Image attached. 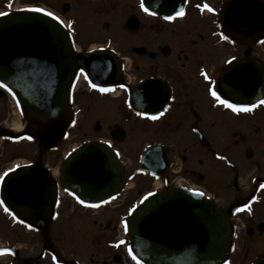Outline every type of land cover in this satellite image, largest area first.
Here are the masks:
<instances>
[{"label":"flooded vegetation","instance_id":"af4514ba","mask_svg":"<svg viewBox=\"0 0 264 264\" xmlns=\"http://www.w3.org/2000/svg\"><path fill=\"white\" fill-rule=\"evenodd\" d=\"M85 1L89 4L96 3L92 9L106 14L115 13L123 2ZM132 1L130 6L137 8L139 0ZM61 2L0 0V12L11 14L27 8H43L45 12H52L54 17L58 16L61 21H65V26L74 39L76 34L70 31L74 30L76 17L79 19L72 9L76 0ZM233 3L238 5L235 18L240 17L241 12L246 13L248 4H254L258 9L262 7L261 0H186L184 15L166 22L167 46L149 48V44L145 42L138 45L146 48L153 56L148 53L135 56L137 59L146 60L147 66L143 71L140 64H134L131 88L139 96L142 92L140 87L145 81L152 78L163 80L162 86L153 89L158 99L155 105L161 103L163 96L167 105L165 111L156 119L139 113L141 106L136 97L135 108L138 111L130 110L128 106L125 111L120 97L113 92L108 93L109 97L117 99L114 115L118 121L108 127L107 139L112 140L113 130L126 127L140 130V133H134L135 135L159 138L151 141L150 145L164 146L162 150L166 162L159 164L155 171L159 176L158 181L148 175H134L144 168L139 163L140 152L137 154L136 150L131 151L129 155L125 154L119 145L114 146L124 164L127 184L125 188L130 184L132 190L146 187L135 190L134 197L130 199L127 198L129 190H126L110 203L88 207L80 204L75 196L65 192L58 175L62 134L56 121L43 124L30 120L23 114L15 99L0 87V161H5L1 165L5 166L0 169V176L10 172L9 169L39 164L49 171L59 188L52 220L37 217L33 220L34 226L31 228L28 227L27 221L17 218L9 211L2 214L0 210V217L3 215L6 223L2 246L11 249V252H6L3 264H125L129 255L133 258L128 251V240L122 237L120 223L125 222L131 209L138 206L146 196L161 193V189L193 188L191 190L209 197L223 210L239 208L229 218L234 254L238 249L237 242L240 240L241 230L248 238L264 232V220L257 221L258 214L264 216V188L261 187L264 185V104L260 103L264 98L255 104L251 111L237 112L221 104L211 94L215 90L220 100H226L220 93L219 79L231 59L255 58L264 63V16L260 17L259 25L255 29L251 30L249 27L239 30L227 22V12ZM204 4L213 11L203 8ZM182 34L190 43L173 48L170 45L171 39ZM208 40L211 41V46L208 45ZM205 43L207 45H203ZM203 46L209 47L204 49ZM165 47L167 56L163 57L162 51ZM84 52L86 50L83 48L76 50V53ZM218 53L223 55V61L210 65L211 55ZM160 56L167 58V63L155 64L154 60ZM213 59L217 60V57L214 56ZM123 75L127 74L123 72ZM95 93L96 91L90 89L84 91L81 87H76L71 105H67L60 118L68 120L73 117L80 109L81 100L84 99L87 104ZM106 103L107 100L102 103L104 106L100 110V116L103 118L111 114L106 109ZM18 124L19 127H16ZM15 134L19 136L16 139ZM220 141L225 143L223 148L218 146L217 142ZM12 147L19 150L23 157H15L17 153L12 157H4V154L13 151ZM172 147L181 149V153L185 151L179 170L173 160ZM177 175L183 182L176 180ZM245 205H248V208H245ZM99 214L107 216L99 220ZM112 219L115 220L114 223H111ZM21 220L24 223H20ZM89 220L93 222L90 223ZM95 226L100 236L96 238L98 243L93 245L94 251L87 257L85 249L77 246L75 250L69 240L73 238L74 232L88 238L95 234ZM19 234L23 235V238ZM26 236L30 238L27 239ZM60 242L69 248L68 251L64 249V252L56 246ZM101 251L104 253L96 263L94 257L97 258L98 252ZM263 254L264 251L254 254L250 263L254 264Z\"/></svg>","mask_w":264,"mask_h":264},{"label":"water","instance_id":"95a60500","mask_svg":"<svg viewBox=\"0 0 264 264\" xmlns=\"http://www.w3.org/2000/svg\"><path fill=\"white\" fill-rule=\"evenodd\" d=\"M262 1L259 11L249 7L254 15L249 23H236L256 25L259 15L264 16ZM184 2L143 0L148 11L162 18L175 15ZM138 26L137 21L128 19L124 28L136 32ZM77 58L91 84L105 87L119 82L121 67L113 53L94 51ZM239 63L234 61L224 71L225 85L219 84L220 91L235 103H252L264 95V68L256 61L249 62L251 67ZM76 69L69 39L55 20L33 11L0 19V83L11 89L31 118L46 121L60 114ZM232 86L250 93L241 94ZM31 170L9 175L2 188L3 204L27 219L52 199L45 194L49 190L45 172L39 167ZM61 174L66 187L81 199L107 198L122 184V169L116 157L101 143L74 150ZM153 207L158 209L153 211ZM226 215L201 197L179 189L147 198L133 212L127 231L136 254L148 264H220L229 250ZM256 264H264V256Z\"/></svg>","mask_w":264,"mask_h":264},{"label":"rangeland","instance_id":"374dc122","mask_svg":"<svg viewBox=\"0 0 264 264\" xmlns=\"http://www.w3.org/2000/svg\"><path fill=\"white\" fill-rule=\"evenodd\" d=\"M60 3L61 0H60ZM132 4V0H123L119 9L115 13H98L97 9H92L93 6L96 4H89L85 0H76L74 6L72 7L75 10V14L79 17H76V24L74 27V33L76 34V45L83 49H91V48H99L105 47L110 48L111 50L117 51L119 55L124 58L123 62L126 64V74L131 75L133 80V66L134 64H140L143 71L146 70L145 67L147 66V61L144 59H137L134 54L131 52V48L138 46L141 42H145L149 44V48H156L159 46H167V24L163 23L162 21L156 20L155 18L149 15H142L141 10L137 11L136 8H132L130 6ZM102 10V9H101ZM130 15H136L140 21V30L137 34H128L123 28L122 25L126 21L127 17ZM190 40L185 37L183 34L180 36H175L171 39L170 45L173 48L181 46H185V44H189ZM203 45H207L206 43ZM208 45L211 46V41L208 40ZM175 46V47H174ZM209 46H203L206 49ZM221 59H219V57ZM215 54L211 55V61L209 62L210 65H214L216 63L219 64L223 61L222 54ZM216 56L217 60H214L213 57ZM226 56V54H225ZM172 62L173 59H172ZM191 62V60H189ZM155 64L160 63H167V58H156L154 60ZM119 93L120 91L117 90ZM86 96V95H85ZM122 99V97L120 98ZM85 101V100H84ZM117 100H108L106 103V109L111 112L108 114L107 118L102 119L98 117L94 111L101 108L100 100H97L95 97L92 99V102L87 104V108H83L82 114L79 118L75 119V125L71 127L70 130V139L66 141V150L70 149L72 146H77L83 143L86 140H96L105 138L108 136V127L112 126L113 124L117 123V118L114 117V109ZM104 106V105H103ZM63 118L60 120L62 121ZM16 121V120H15ZM98 122L100 124V130L94 131L93 126ZM112 128V127H111ZM140 133V130H135L133 128H126V136L125 139L121 143H117L119 147L125 154L131 155V151L135 150L138 152L140 148H142L146 143H150L154 140H159V138H151L146 135L141 134H134ZM187 142V138L185 139ZM219 148H223V142H217ZM13 148V147H12ZM10 151L4 154V157H12V155L17 153L15 157H23L19 150ZM32 150V149H31ZM32 154V152H28ZM171 153L173 155V160L176 162L177 170L181 167V157L185 156V151L181 153V149L173 148L171 149ZM180 155V156H179ZM204 158V157H203ZM5 161H0V169L4 166H1ZM181 174V173H177ZM176 180L180 181L181 178L177 175ZM198 179V178H197ZM180 182H183L181 180ZM143 188H135L134 190H129L128 199L134 197L135 190L137 189H144ZM125 202V201H124ZM107 214H99L97 215L98 219H103ZM93 217V216H92ZM264 220V216L257 215V221ZM90 223L93 220H89ZM114 219L111 220V223H114ZM5 221L4 217H0V245L4 243L5 238ZM95 234H91L88 238L81 237V234H77L74 232V236L71 240V246L77 248L85 249L87 257H89L90 252L94 251V246L96 243V238H99L100 234L98 233V228L95 226ZM119 232V231H118ZM22 236L23 235L19 234ZM17 235V237H19ZM81 238H80V237ZM110 233H107V238L109 239ZM25 238H30V236H26ZM87 239V241H86ZM88 239H90L88 241ZM79 240V241H77ZM93 241V242H92ZM88 242V246H87ZM82 244V245H81ZM59 245V246H58ZM56 245L60 250L68 251V247L66 248L63 243H59ZM94 245V246H93ZM238 249L235 254H230L228 261H231L232 264H251V258L254 254H259L264 251V232L262 234H255L254 237L248 238L245 236L244 231L241 230L240 232V240L237 242ZM65 249V250H64ZM100 251V250H99ZM104 251L98 252V259L96 257L95 261L98 263V260L101 258ZM248 254V255H247ZM247 255V256H246ZM3 260H0V264H3ZM91 264H93L91 262ZM125 264H129V262L125 259Z\"/></svg>","mask_w":264,"mask_h":264},{"label":"snow or ice","instance_id":"6c2138e0","mask_svg":"<svg viewBox=\"0 0 264 264\" xmlns=\"http://www.w3.org/2000/svg\"><path fill=\"white\" fill-rule=\"evenodd\" d=\"M140 6H141V8H143V10H144L145 12L148 11V8L144 6L143 0H141V5H140ZM203 8H206V9H208L209 11H213V9L209 8V6H208L207 4H204V5H203ZM34 10H35V11H38V12H45V11H46V10L43 9V8H36V9H34ZM152 14L155 15V13H152ZM4 15H6V13L0 12V16H4ZM47 15L50 16V17H51V16H54V14H53L52 12H47ZM182 15H184V9H183V8H181L180 11L176 12V13H175V16L169 15V16H166L165 19H167V20H173V19H175L176 17H178V16H182ZM54 18H55L56 20H60V18H59L58 16H56V17H54ZM60 22L63 23V21H60ZM224 39H227V37H224ZM81 71L83 72V69H81ZM91 86H92V88H94V89L98 88L100 92H108V91H111L110 88H107V87H100V86H98V85L95 84V83H93ZM0 87H5V88H7V85H6V84H2V83H0ZM9 91H11V89H9ZM211 94H212L213 97H216L217 100H218L221 104L227 106L228 108H231L233 111H237V112H238V111H241V110H243V111H251L252 108L255 107V105H237V104L230 103L228 100H220V97H219V95L217 94V92H216L215 90H213ZM260 103L264 104V101H261ZM141 115H144V113H141ZM152 118H153V119H156L157 117H156V116H153ZM28 139H31V137H28ZM9 171H11V169H9ZM0 179H3V177L0 176ZM261 187L264 188V185H261ZM200 194L202 195V193H200ZM76 199L79 201L80 204H85V201H84L83 199H80L79 196H77ZM0 203H3V201H0ZM93 206H96V205H93ZM245 208H248V205H245ZM5 211H8V209L5 208ZM20 223H24V221L21 220ZM28 227L31 228L32 225L29 224ZM126 227H127V226H126ZM128 251H129V254L132 253V249H131V248H129ZM0 252H11V249H9V248L0 249ZM53 259H56V258L53 257ZM133 259H134V260L136 259V257H135L134 255H133ZM226 264H227V262H226Z\"/></svg>","mask_w":264,"mask_h":264},{"label":"bare ground","instance_id":"6f19581e","mask_svg":"<svg viewBox=\"0 0 264 264\" xmlns=\"http://www.w3.org/2000/svg\"><path fill=\"white\" fill-rule=\"evenodd\" d=\"M16 127H19V124L18 125H15ZM156 185L158 186V183H156ZM41 217V219H45L46 218V215L45 214H39V216H38V218H40Z\"/></svg>","mask_w":264,"mask_h":264}]
</instances>
